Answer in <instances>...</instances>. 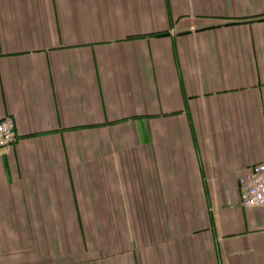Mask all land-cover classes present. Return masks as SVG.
Listing matches in <instances>:
<instances>
[{
    "label": "crops",
    "instance_id": "crops-1",
    "mask_svg": "<svg viewBox=\"0 0 264 264\" xmlns=\"http://www.w3.org/2000/svg\"><path fill=\"white\" fill-rule=\"evenodd\" d=\"M0 264H264V0H0Z\"/></svg>",
    "mask_w": 264,
    "mask_h": 264
},
{
    "label": "built area",
    "instance_id": "built-area-1",
    "mask_svg": "<svg viewBox=\"0 0 264 264\" xmlns=\"http://www.w3.org/2000/svg\"><path fill=\"white\" fill-rule=\"evenodd\" d=\"M17 133L13 116L0 118V151L9 148ZM239 203L242 206H264V160L248 165L237 178Z\"/></svg>",
    "mask_w": 264,
    "mask_h": 264
}]
</instances>
